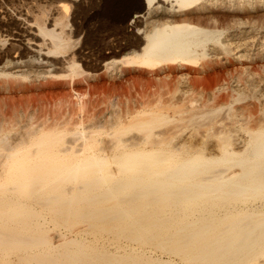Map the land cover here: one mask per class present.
I'll use <instances>...</instances> for the list:
<instances>
[{"label":"bare ground","instance_id":"bare-ground-1","mask_svg":"<svg viewBox=\"0 0 264 264\" xmlns=\"http://www.w3.org/2000/svg\"><path fill=\"white\" fill-rule=\"evenodd\" d=\"M262 17L264 0H0V90L40 111L0 116V264H264V106L241 117L255 84L227 93L211 65ZM102 67L151 77L92 129L76 86Z\"/></svg>","mask_w":264,"mask_h":264},{"label":"rangeland","instance_id":"rangeland-1","mask_svg":"<svg viewBox=\"0 0 264 264\" xmlns=\"http://www.w3.org/2000/svg\"><path fill=\"white\" fill-rule=\"evenodd\" d=\"M214 8L218 9L220 7L215 6ZM212 11H213V13L211 12V14H213L216 17L218 16L217 18H220L219 20H221L222 22H224V23L230 22L232 13H231V11H229L228 7L227 8H220L219 10H216V11L212 10ZM238 16L240 17L243 15H238ZM259 19H257V23L259 26H256L257 28L253 27L255 29H253L252 26L243 25V27H238L236 30H229L226 33V38L229 39L230 42H232V45H233L232 48L234 50L231 51L230 54L227 56L224 54H221L220 57L222 56L221 57L222 60L220 59V61H217V62L214 61L213 63H211V65L214 66V69L216 71L220 72L222 74L223 78L225 79L224 83L226 85L225 86L226 91L228 90V91L232 92L234 89L243 88L244 90L246 89L245 92L247 94L250 92L253 93L251 90L252 87L249 86V82H253L255 84V90H256L254 92L256 94L255 97L249 96L248 98H246L245 100H242V101H233V99H231L233 101L231 104L237 108V111L239 113L242 112L241 117L246 116V114H248L250 112L254 113V116L261 115L260 109L262 106H264V27H261L262 24L264 23V17L259 18ZM95 22H96V20H90L88 22L89 27L92 30L95 29V25L97 24ZM237 30H240L242 32L239 33V31H237ZM85 31L87 34L88 43L85 45V47L83 49V54H85V55H88L90 53L95 54V53H97V51L99 49V47L96 45L97 38L99 37L97 34H99V33L95 30H93L91 33V30H89V29H88V32H87V29H85L84 32ZM95 32L97 34H94ZM94 40H96V41H94ZM238 40L239 41L242 40L241 43ZM242 43H244L243 46H242ZM237 44L238 45L241 44L242 47L241 46L237 47L236 46ZM221 63H223V64H221ZM141 69L144 71V73H142L143 75L138 76L137 79L134 80L135 82L132 79L129 80V82L128 81L126 82L123 79L124 74L119 73V71H117V70L111 72L110 70L106 69L105 67H102V69L99 70V73L101 74L102 77H99L97 79H90L88 81L83 80L81 84H78V86H76L81 91H84V92L86 91V92L91 93V94L86 95V97L89 96L88 99L91 98L92 100H95V101H92V103L94 102L93 105H92V103H90L91 104L90 108H93L94 113L97 111L95 113L96 116H95V114H93L94 116H91L92 119L89 118L90 116L89 117L84 116L85 118L88 119V120L86 119L87 125L88 124L90 125L93 122L91 124L90 128H92L95 123H96L95 125H97V126H99L100 124L104 125L106 119L112 120L113 118H115L116 114H114V113L115 112L117 113L118 112L117 110H119L120 107L125 106V102H127L126 97L130 94V93H127V89L131 88L134 92V90H135L134 84H135V87L140 88V84H145L149 80V78L151 77L149 74V71H148L149 69L148 68H141ZM107 72L109 74H107ZM185 72H188V70L183 68V67L182 68L180 67L178 69V80H180L182 78V77H180L181 73H185ZM112 73H114L115 75ZM145 74H147V75H145ZM120 78H121V80H120ZM55 81L65 83L63 85H59L57 87L56 91L63 93L64 91L70 90L71 84H69V82H70L69 79L56 78ZM94 82H96V83H94ZM113 82L115 83L114 86L112 85ZM89 83L91 84V87H90ZM90 88L95 93H92L90 91ZM138 90L140 91L138 93H142L145 91V90H143V88L138 89ZM228 91H227V93H228ZM72 93L74 94V96L76 98L77 93L76 92H72ZM111 93H113V94H111ZM144 93H146V92H144ZM100 94H102V95L100 96ZM132 94H134V93H132ZM135 95H138V94H135ZM259 96H260V98H259ZM86 97H85V99H86ZM138 97H139V95H138ZM138 97H137V99H140V97L139 98ZM196 97H198V99L202 98L201 100H198L197 103H199V101H201V102L207 101V98L205 99L203 96L201 97V94H198V95L196 94ZM255 99L257 100L258 105H255V103H254L256 101ZM253 100H255V101H253ZM249 101L251 104L249 103ZM251 101H253V102H251ZM38 103H39V96L35 93H33V94L29 93V94L22 95V94H17V93H9L5 90H0V111H2L1 112L2 114L0 115L1 117H4V116L6 117L7 115H9L7 117H11L14 115V112L16 114L17 112L23 111V110H29V111L33 110L32 113L36 112L37 114H40L39 109H37L38 111H36V108H37L36 104H38ZM208 103L210 106L211 105L214 106V104L222 103V104H219V106H221V108H222L220 117H224L225 113L227 112L226 110L229 108L230 101H228V102L225 101L223 103L220 101H216L215 99H211V101H209ZM181 104H182V102L180 103V105ZM243 104H245V106H246V104L251 105L249 107L252 110H249L248 106H246L245 109L239 108V107H242ZM253 104L255 106H259V109H258V107H254L255 109L252 108ZM99 109H102V112ZM8 110H9V112H8ZM243 110H244V114H243ZM246 110H247V112H246ZM256 111H257V113H256ZM6 113H7V115H6ZM8 113H10V114H8ZM66 117H67V119L70 118L69 116H66ZM66 117H64V118H66ZM218 125L222 126V125H220V123H218L216 126H218ZM219 128H221V127H218V129ZM201 130H202V132H200V133L203 134L205 132V130L203 128ZM188 132H190V130H186V133H188ZM238 135H240V133H238ZM199 137L201 138L202 135L198 134V138ZM215 139L216 138H209V139L205 138L207 146L209 145L208 148L210 151H213V149L214 150L217 149L216 151H218V148H216V146H214V145H216V143L213 144V142L216 141ZM210 144H211V146H210ZM212 146H214V148ZM51 234L54 236L55 234H57V231H51ZM55 240H58V238L56 237ZM163 257L167 258L168 256H167V254H163ZM175 259L177 261L179 260L177 256H175ZM263 259L264 258H262V260Z\"/></svg>","mask_w":264,"mask_h":264}]
</instances>
